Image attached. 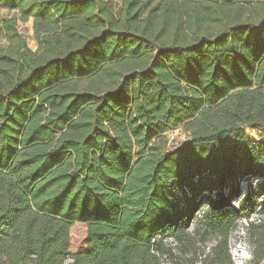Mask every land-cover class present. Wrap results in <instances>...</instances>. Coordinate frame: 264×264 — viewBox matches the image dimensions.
<instances>
[{
    "label": "trees",
    "instance_id": "obj_1",
    "mask_svg": "<svg viewBox=\"0 0 264 264\" xmlns=\"http://www.w3.org/2000/svg\"><path fill=\"white\" fill-rule=\"evenodd\" d=\"M0 8L32 17L38 43L0 17V264H157L152 236L200 211L210 264H232L227 235L264 195V0ZM249 230L259 264L264 224Z\"/></svg>",
    "mask_w": 264,
    "mask_h": 264
},
{
    "label": "rangeland",
    "instance_id": "obj_2",
    "mask_svg": "<svg viewBox=\"0 0 264 264\" xmlns=\"http://www.w3.org/2000/svg\"><path fill=\"white\" fill-rule=\"evenodd\" d=\"M110 2L111 4H113V6H116L117 4V0H110ZM0 17H9L14 19L16 22L17 31L23 36L27 48L32 52L36 51L38 43L33 32L32 17H29L26 21H23L18 12L14 10H8L6 8H0ZM6 45L7 40L0 27V48L5 47ZM188 137L189 133L183 127H177L164 133L162 143L164 148L170 151L183 145ZM250 137L256 140H264V126L252 129L250 131ZM228 138L232 139L231 136H228ZM256 181V185L258 186L259 180ZM252 186L253 188L257 187L253 184ZM241 188L245 191L246 189H248V186L246 185V183H242ZM236 189H238V187ZM241 200L242 197L237 198L235 201L239 202ZM236 202H232V205H236ZM260 207H262L261 214L262 217H264V205H259L258 208ZM200 215L201 211L198 213L196 212L194 214V222L189 225L188 228L176 231L174 237L177 244L175 246L172 247L168 244L163 243V249L161 253H165L174 264H195L198 254L202 253L206 246L213 245V249V247L217 243L219 236L213 232L204 230V226L200 224V221L202 219ZM262 223L264 224V222ZM233 228L234 227H232L230 231L233 230ZM239 240L243 241L245 245H247L249 251H251L252 255L254 256V253L256 251V242L250 230L245 237H235V235H232V238L229 240L231 248L237 247V242H239ZM212 253L213 251H211V253L204 257L202 264H210L212 260ZM262 260L259 262V264H263ZM231 262L232 264H234L232 259Z\"/></svg>",
    "mask_w": 264,
    "mask_h": 264
},
{
    "label": "built area",
    "instance_id": "obj_3",
    "mask_svg": "<svg viewBox=\"0 0 264 264\" xmlns=\"http://www.w3.org/2000/svg\"><path fill=\"white\" fill-rule=\"evenodd\" d=\"M256 180L253 181V185L256 186ZM264 205V195H262L258 199L257 206L254 207V209L248 214V215H241L238 216L235 220L234 228L233 230L229 231L228 239H227V251L229 256L231 257L234 264H251L253 255L252 252L249 251L247 245L241 240L237 242V247L231 248L229 244V240L232 238V235H235V237H245L247 233L249 232L250 226L252 224H260L264 222V217H262L261 214V208H258L259 205ZM194 222V219H191L188 222V225L186 228H188L189 225H191ZM161 241L164 244H168L170 246H175L177 244L175 237L170 234H162L158 233L152 236L151 243H152V250L158 255V263L157 264H174L170 258L165 254L158 252L154 249L153 243ZM213 245H208L205 247L202 253L198 254L197 259L195 261V264H202L203 259L206 255L211 253ZM72 258L67 257L63 264H71ZM262 263L264 264V260H262Z\"/></svg>",
    "mask_w": 264,
    "mask_h": 264
}]
</instances>
